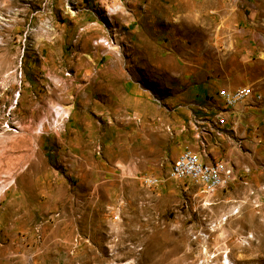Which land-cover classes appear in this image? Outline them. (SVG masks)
Wrapping results in <instances>:
<instances>
[{
    "label": "rangeland",
    "instance_id": "obj_1",
    "mask_svg": "<svg viewBox=\"0 0 264 264\" xmlns=\"http://www.w3.org/2000/svg\"><path fill=\"white\" fill-rule=\"evenodd\" d=\"M245 88L238 180L206 199L157 138ZM227 259L264 264V0H0V264Z\"/></svg>",
    "mask_w": 264,
    "mask_h": 264
},
{
    "label": "crops",
    "instance_id": "obj_2",
    "mask_svg": "<svg viewBox=\"0 0 264 264\" xmlns=\"http://www.w3.org/2000/svg\"><path fill=\"white\" fill-rule=\"evenodd\" d=\"M190 95H193L192 97L196 100L192 101L190 106L179 107L177 113L173 112L175 113L173 119L176 115L184 117L193 116V122H190L192 126H189L188 129H182L180 126L174 127L170 135L166 133L163 135L164 140L162 143L158 137V148H162L163 153H165L168 146H171L172 150L175 148L173 154L177 157L176 160L182 153L190 148L191 151L199 154L206 163L224 161L237 168L242 164L241 159L243 158V153L238 146L241 145V142L242 144L243 142L245 143V141H243L244 138L240 137V134L245 126L252 127L255 121L259 120L260 114L248 110L245 106L236 110H229L219 106L213 111L206 112L202 110L205 109V107L201 105H203V103L208 105L209 100L207 96H204L206 102L203 100V96L197 94L196 91ZM213 99L221 101L218 94ZM152 108L153 111L156 109L154 106H152ZM197 117H200L202 122L196 120ZM221 120H223V122H221ZM213 122H215V128H212ZM133 128H135V126H133ZM148 138H151V140L156 139V137H152V135H149ZM255 146L256 145L251 144V148ZM144 160H147V158ZM255 177L256 175H254V178ZM223 193L224 190H219L213 196H205V198H219L223 196Z\"/></svg>",
    "mask_w": 264,
    "mask_h": 264
},
{
    "label": "built area",
    "instance_id": "obj_3",
    "mask_svg": "<svg viewBox=\"0 0 264 264\" xmlns=\"http://www.w3.org/2000/svg\"><path fill=\"white\" fill-rule=\"evenodd\" d=\"M250 96L251 90L248 88L235 92H222L220 94L222 102L229 110L239 109ZM170 176L176 180H187L192 183H198L199 189L207 196H213L219 190L227 189L238 180L233 166L224 161L206 163L199 154L189 150L182 153L173 163ZM145 183L151 187L158 185L159 180L152 176L146 178ZM251 194L254 195V193ZM255 206L260 207V204Z\"/></svg>",
    "mask_w": 264,
    "mask_h": 264
},
{
    "label": "bare ground",
    "instance_id": "obj_4",
    "mask_svg": "<svg viewBox=\"0 0 264 264\" xmlns=\"http://www.w3.org/2000/svg\"><path fill=\"white\" fill-rule=\"evenodd\" d=\"M194 184L198 185V183H194ZM227 264H235V263H233L232 261H230L229 259H227Z\"/></svg>",
    "mask_w": 264,
    "mask_h": 264
}]
</instances>
